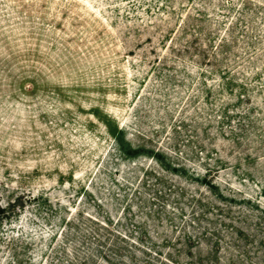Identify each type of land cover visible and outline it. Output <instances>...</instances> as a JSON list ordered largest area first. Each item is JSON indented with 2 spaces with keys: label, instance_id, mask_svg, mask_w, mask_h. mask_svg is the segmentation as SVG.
I'll use <instances>...</instances> for the list:
<instances>
[{
  "label": "rangeland",
  "instance_id": "rangeland-1",
  "mask_svg": "<svg viewBox=\"0 0 264 264\" xmlns=\"http://www.w3.org/2000/svg\"><path fill=\"white\" fill-rule=\"evenodd\" d=\"M0 264H264V0H0Z\"/></svg>",
  "mask_w": 264,
  "mask_h": 264
},
{
  "label": "trees",
  "instance_id": "trees-1",
  "mask_svg": "<svg viewBox=\"0 0 264 264\" xmlns=\"http://www.w3.org/2000/svg\"><path fill=\"white\" fill-rule=\"evenodd\" d=\"M7 214L6 206L2 204L0 201V221L3 220L5 215Z\"/></svg>",
  "mask_w": 264,
  "mask_h": 264
}]
</instances>
